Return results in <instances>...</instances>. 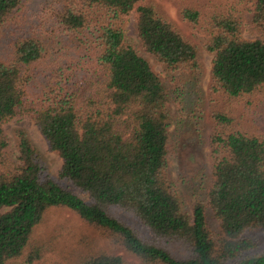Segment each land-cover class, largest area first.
I'll return each mask as SVG.
<instances>
[{
  "label": "trees",
  "instance_id": "obj_1",
  "mask_svg": "<svg viewBox=\"0 0 264 264\" xmlns=\"http://www.w3.org/2000/svg\"><path fill=\"white\" fill-rule=\"evenodd\" d=\"M170 1L213 55L206 98L198 44L147 0H0V264H53L54 208L124 252L88 237L73 264H264V0ZM131 17L166 78L127 38ZM205 102L210 173L188 183L190 207L171 140L199 130ZM19 115L62 158L59 180L23 129L14 153L3 125Z\"/></svg>",
  "mask_w": 264,
  "mask_h": 264
},
{
  "label": "rangeland",
  "instance_id": "obj_2",
  "mask_svg": "<svg viewBox=\"0 0 264 264\" xmlns=\"http://www.w3.org/2000/svg\"><path fill=\"white\" fill-rule=\"evenodd\" d=\"M28 2L30 12L39 9L45 0H24ZM148 3L154 4L162 15L167 16L176 27L194 43L198 44L201 54L202 77H201V96L207 97L210 71L212 67L213 55L209 53L201 44L200 35L182 19L178 7L170 0H147ZM250 13H244V30L243 36L248 39L258 38V33L249 25ZM127 38L136 43L139 51L151 62L155 71L163 77H167V72L163 64L148 54L142 47L136 30L135 18L131 17L126 27ZM1 44V43H0ZM2 47L0 46V51ZM197 96L196 93H194ZM192 98V96H191ZM206 100V99H205ZM4 128L11 141L14 153L18 154V136L17 132L23 129L27 132L28 137L36 147L42 157L48 172L59 180V171L62 166V158L60 155L51 150L49 143L44 135L29 115L15 116L11 120L4 123ZM211 119L208 114L207 102L204 105V118L201 121L199 130L194 122H189L186 126L180 127L176 131V136L171 140L170 167L171 173L175 178L178 187L183 191L190 207L193 201L188 191V183L194 182L197 175L203 172L209 176L210 173V147L208 144V136L210 133ZM61 183L74 188L73 185L61 180ZM122 218L138 226V221L131 215L122 210L117 212ZM210 213V212H209ZM210 222L216 226L210 214ZM41 237L52 242V252L48 253L53 264H73V252L80 245H86V238L98 241L99 244L107 249L124 253L117 248H111V244L107 239L103 238L97 231L89 227L75 212L67 208H54L47 214L45 223L41 228ZM113 247V246H112Z\"/></svg>",
  "mask_w": 264,
  "mask_h": 264
}]
</instances>
